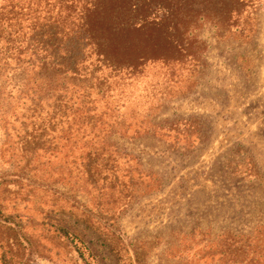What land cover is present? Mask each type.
Segmentation results:
<instances>
[{
    "label": "rangeland",
    "instance_id": "374dc122",
    "mask_svg": "<svg viewBox=\"0 0 264 264\" xmlns=\"http://www.w3.org/2000/svg\"><path fill=\"white\" fill-rule=\"evenodd\" d=\"M253 1L239 30L195 32L203 64L143 106L147 135L109 140L158 192L123 181L114 207L108 189L88 201L64 120H25L14 100L18 119L0 123V264H228L218 236L264 222V0Z\"/></svg>",
    "mask_w": 264,
    "mask_h": 264
},
{
    "label": "trees",
    "instance_id": "16d2710c",
    "mask_svg": "<svg viewBox=\"0 0 264 264\" xmlns=\"http://www.w3.org/2000/svg\"><path fill=\"white\" fill-rule=\"evenodd\" d=\"M253 2L0 0V123L18 119L14 100L28 106L25 120H39L46 110L49 119L64 120L68 155L84 167L88 201L108 189L114 207L122 201L114 189L123 181L139 195L158 192V180L120 166L121 158L130 162L132 156L117 152L109 140L147 135L151 105L143 106L160 85L176 82L184 71L193 75L203 64L205 43L195 32L205 24L220 37L239 30ZM7 88L14 94L5 97ZM218 238L226 263L264 264V222L250 233Z\"/></svg>",
    "mask_w": 264,
    "mask_h": 264
}]
</instances>
